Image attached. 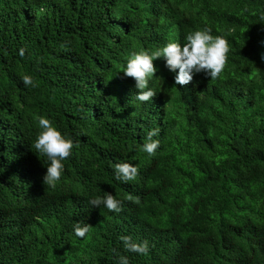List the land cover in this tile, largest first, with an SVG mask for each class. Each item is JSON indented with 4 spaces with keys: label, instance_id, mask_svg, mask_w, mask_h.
Wrapping results in <instances>:
<instances>
[{
    "label": "trees",
    "instance_id": "16d2710c",
    "mask_svg": "<svg viewBox=\"0 0 264 264\" xmlns=\"http://www.w3.org/2000/svg\"><path fill=\"white\" fill-rule=\"evenodd\" d=\"M205 28L228 40L221 76L177 85L161 57L149 80L157 94L137 100L119 71L131 54ZM39 116L78 145L54 189L42 182L50 161L32 147ZM124 162L135 180L115 179ZM108 193L123 201L119 213L89 205ZM77 223L90 226L86 237ZM122 236L147 241L148 254L127 251ZM120 256L264 264V0H0V264Z\"/></svg>",
    "mask_w": 264,
    "mask_h": 264
},
{
    "label": "clouds",
    "instance_id": "9594fccd",
    "mask_svg": "<svg viewBox=\"0 0 264 264\" xmlns=\"http://www.w3.org/2000/svg\"><path fill=\"white\" fill-rule=\"evenodd\" d=\"M230 51L228 40L221 36H213L211 29L196 30L186 36V42L181 45L177 42H169L162 49H157L151 53L148 51L133 52L127 60L126 67L119 70L126 77L135 81V88L138 89L136 99L141 102H148L157 94L149 88V80L154 77L157 69L153 64L155 59L163 57L165 67L175 72V84L187 85L193 81L196 73H205L212 80L218 79L224 71L228 53ZM25 51L20 49L19 55L23 57ZM22 82L26 87H36V83L30 75H23ZM41 131L36 136L32 147L39 154L47 157L50 163L46 167V173L43 176V184L50 188H56L61 179L64 164L73 153V148L77 147L74 141L66 138L57 130L52 122L43 117H36ZM159 129H152L147 133L146 142L143 144V151L149 156H155L159 147V141L153 139L158 135ZM138 168L129 162L116 163L114 166V176L116 180L123 182L133 181L138 176ZM125 200L140 203L139 197L129 194ZM91 207L99 208L101 205L110 212L119 213L123 207V201L115 198L108 193L103 197L97 196L89 199ZM90 226L77 223L74 226V233L77 237L84 238L89 234ZM124 248L127 251L135 252L141 255H147L149 245L147 241L137 243L130 236H122ZM118 264H129L126 256H120Z\"/></svg>",
    "mask_w": 264,
    "mask_h": 264
}]
</instances>
